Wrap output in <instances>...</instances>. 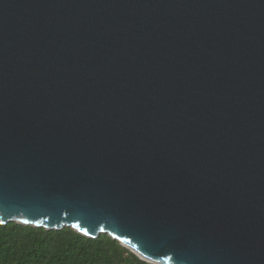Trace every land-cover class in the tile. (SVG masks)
I'll return each instance as SVG.
<instances>
[{"label": "water", "instance_id": "1", "mask_svg": "<svg viewBox=\"0 0 264 264\" xmlns=\"http://www.w3.org/2000/svg\"><path fill=\"white\" fill-rule=\"evenodd\" d=\"M10 223L264 264V0H0Z\"/></svg>", "mask_w": 264, "mask_h": 264}, {"label": "trees", "instance_id": "2", "mask_svg": "<svg viewBox=\"0 0 264 264\" xmlns=\"http://www.w3.org/2000/svg\"><path fill=\"white\" fill-rule=\"evenodd\" d=\"M0 264H149L108 235L85 237L71 228L0 225Z\"/></svg>", "mask_w": 264, "mask_h": 264}, {"label": "snow or ice", "instance_id": "3", "mask_svg": "<svg viewBox=\"0 0 264 264\" xmlns=\"http://www.w3.org/2000/svg\"><path fill=\"white\" fill-rule=\"evenodd\" d=\"M24 223H29V221H24Z\"/></svg>", "mask_w": 264, "mask_h": 264}]
</instances>
